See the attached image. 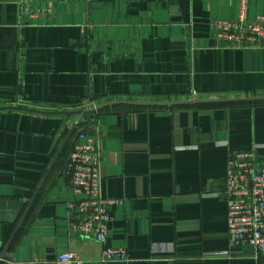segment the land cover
Masks as SVG:
<instances>
[{
    "label": "crops",
    "instance_id": "crops-1",
    "mask_svg": "<svg viewBox=\"0 0 264 264\" xmlns=\"http://www.w3.org/2000/svg\"><path fill=\"white\" fill-rule=\"evenodd\" d=\"M238 9L239 0H0V264H51L67 251L84 264H264L230 245L222 197L232 154L252 150L264 168V101L138 105L264 97V47L215 36L213 22ZM258 16L264 0H248V20ZM80 134L102 154V196L119 201L106 246L127 262H101L103 246L71 229L79 196L67 159Z\"/></svg>",
    "mask_w": 264,
    "mask_h": 264
},
{
    "label": "built area",
    "instance_id": "built-area-1",
    "mask_svg": "<svg viewBox=\"0 0 264 264\" xmlns=\"http://www.w3.org/2000/svg\"><path fill=\"white\" fill-rule=\"evenodd\" d=\"M248 0H239L235 20H216V38L232 48L250 49L264 47V16L248 20ZM30 19L39 15L27 13ZM84 139V143L80 140ZM79 141V142H78ZM102 154L95 140L83 134L77 136L68 155L70 188L79 199L68 204L77 220L71 225L74 233L92 238L102 245L101 262H127L124 249L106 246L108 210L118 200L108 199L101 193ZM222 197L227 210V234L231 246L245 244L256 255H264V168L254 151L232 154L227 162L225 186ZM51 264H84L75 251L56 256Z\"/></svg>",
    "mask_w": 264,
    "mask_h": 264
},
{
    "label": "water",
    "instance_id": "water-1",
    "mask_svg": "<svg viewBox=\"0 0 264 264\" xmlns=\"http://www.w3.org/2000/svg\"><path fill=\"white\" fill-rule=\"evenodd\" d=\"M253 101H264V97H247V98H234V99H193V98H191V99L185 100V101L160 102V103H139L138 105H140V106H167V107H171V106H197V105L199 106V105L233 103V102L234 103H237V102H253ZM89 111H93V110H89ZM83 112H86V111H83ZM62 149H63V147H61L60 150L58 151L56 158H55V161L57 160ZM32 202H33V200L30 202L28 210L30 209ZM24 217H23V219H24ZM21 224H22V221L18 224V226L14 232V235L18 231V228L21 226ZM14 235L11 237V239H10L6 249H5L4 254L1 256V260L4 259L5 253L7 252Z\"/></svg>",
    "mask_w": 264,
    "mask_h": 264
}]
</instances>
